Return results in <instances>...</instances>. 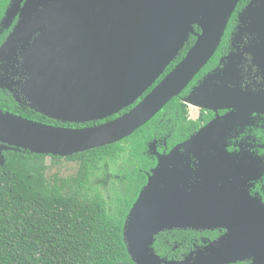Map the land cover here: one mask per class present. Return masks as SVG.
<instances>
[{
	"label": "water",
	"instance_id": "water-1",
	"mask_svg": "<svg viewBox=\"0 0 264 264\" xmlns=\"http://www.w3.org/2000/svg\"><path fill=\"white\" fill-rule=\"evenodd\" d=\"M241 0H11L5 26L20 12L13 33L0 47V61L19 49L26 104L63 122L115 119L84 128L47 124L0 110V161L4 150L68 157L114 144L148 123L179 96L215 55ZM239 33L252 36L246 51L264 82V0H251L239 13ZM196 26L201 31H196ZM186 56L146 95L176 60L190 37ZM234 54L226 58L234 59ZM227 71L208 74L186 102L210 109L235 107L264 114V88L229 85ZM264 85V83H263ZM144 96L139 102V98ZM17 101L21 98L16 96ZM137 102V103H136ZM213 124L168 154L149 176L124 226L136 264H264V216L250 206H229L225 189L199 152L198 182L180 148L212 138ZM197 145V146H198ZM213 146L212 144H207ZM214 145L218 146L217 141ZM188 149V150H187ZM189 178V179H188ZM226 228L229 233L183 260L161 257L153 246L165 230Z\"/></svg>",
	"mask_w": 264,
	"mask_h": 264
},
{
	"label": "trees",
	"instance_id": "trees-1",
	"mask_svg": "<svg viewBox=\"0 0 264 264\" xmlns=\"http://www.w3.org/2000/svg\"><path fill=\"white\" fill-rule=\"evenodd\" d=\"M248 1L242 0L237 10ZM8 2L0 0V31L5 28L2 22ZM236 25L235 12L217 52L183 94L228 50L231 30ZM196 30L200 31V28L196 27ZM196 39L194 35L190 37L167 71L186 56ZM2 42L0 33V44ZM184 107L179 96L167 104L172 113L171 127L176 125L177 118L184 129L190 126L183 120ZM0 110L50 123L47 116L27 104H20L2 88ZM160 117L157 114L119 142L68 157L16 148L4 150L5 162L0 161V264H136L127 249L124 226L141 185L136 189L127 187L116 191L110 201L94 179L103 172L106 163L115 166L123 161L141 163L147 149L146 142L161 131ZM62 159L77 162L78 172L72 176L55 172L48 177L50 167L58 165ZM190 233V230L175 229L160 232L155 236V251L162 257H173L169 255L172 253L167 242Z\"/></svg>",
	"mask_w": 264,
	"mask_h": 264
},
{
	"label": "flooded vegetation",
	"instance_id": "flooded-vegetation-1",
	"mask_svg": "<svg viewBox=\"0 0 264 264\" xmlns=\"http://www.w3.org/2000/svg\"><path fill=\"white\" fill-rule=\"evenodd\" d=\"M250 1L251 0H249L248 3ZM10 3L11 0L8 2L3 18L6 16V11ZM247 4L241 10L236 9L235 11L237 15V25L231 30L228 50L220 57L217 64L202 74L201 78L196 79L194 84L190 86L188 92L179 95L181 101L185 104V115H183V120L190 126L184 129L181 124H178L179 118H177L176 125L171 127L172 113L166 105L158 113V115L161 116L159 119L161 131L146 142L147 149L144 152V156L141 157L142 162L136 163L132 160L124 163L123 161L117 166L106 163L103 166V172L101 174L112 172L109 178L114 179V177H116V179L114 181L103 177L101 178L103 182L100 186L105 187L108 184L109 189H116L117 185L115 183L118 181L123 184V186L120 187V191H123L124 189L126 190L127 187L136 189L141 185L138 193L139 196L142 189L148 185L149 176L159 164V157L168 154L176 146L182 145L191 137L197 135L206 125L212 123V131L214 130L213 137L207 139L198 138L195 140V142L197 141L199 144H203L202 142L205 140V145L200 146L197 144L198 146L196 145L193 148H188L190 149H187L189 152L188 154L185 148L182 147L179 149L184 157L189 156V160L184 163H179L178 166L188 167L193 171V178L187 184L198 182L195 178L198 176V169L201 168L199 158L200 152L209 158V168L212 169L209 173H215L217 177L214 176V178L218 186H223L225 192H227L226 199L228 205L250 206L252 210H259L257 211L259 217L264 216V114L259 112L247 113L237 110L233 106L217 110L214 108L206 109L186 102V98L192 90L212 72H217L218 74L223 71L229 72L231 74L228 81L229 85L238 84L243 90L250 89L251 91H259L261 88H264V82L258 74V68L253 64L251 55L246 51L252 36L245 31L242 32V34L239 33L238 16ZM19 20L20 12L17 13L13 21L6 23L5 28L1 29L0 33L3 42L0 44V47L13 33ZM19 53V49L8 51L5 58L0 61V88L5 89L15 98L16 96L20 97V104H26L21 93V85L26 76L21 64L22 58ZM229 54L235 55L232 61L226 58ZM170 71L166 69L161 78L156 81L144 95L149 93ZM143 97L144 96L139 98L137 102ZM134 105L129 107V109ZM125 112L127 111L123 110L104 120L87 123L63 122L50 117L48 118L50 120L49 124L52 125L68 128H84L115 119ZM216 141L218 146L214 145ZM207 144H212L213 146H208ZM136 169L140 172L136 173ZM214 178L212 177V181ZM254 211L256 212V210ZM175 230H190L191 233L185 235V237L181 236L171 242H167V246L170 248L169 252L172 253L169 255L173 256L168 258L167 255L166 258L169 260H183L187 256L203 250L222 235L229 233V230L226 228L215 230ZM181 249L184 250V252L181 253ZM251 262L252 261L247 260L243 263L251 264Z\"/></svg>",
	"mask_w": 264,
	"mask_h": 264
},
{
	"label": "rangeland",
	"instance_id": "rangeland-1",
	"mask_svg": "<svg viewBox=\"0 0 264 264\" xmlns=\"http://www.w3.org/2000/svg\"><path fill=\"white\" fill-rule=\"evenodd\" d=\"M50 162H51V158L49 157L48 158V163H50ZM78 169H79V164L77 162L68 161L67 159H62L58 165L50 167V169L48 170V177H50L55 172H59L61 176H72V175H75L78 172ZM111 173L112 172H109L107 174L105 173L106 175L105 174H99L94 179L95 180V184H97L101 188V190L104 192L107 200H110V201L112 200V197L114 196V193L116 191L120 192V187L123 186V184L118 182V181L115 183L117 185L116 189H109L108 184L105 187L100 186L102 184V182H103V181H101V178H103V177L107 178L109 180H114L115 181L116 177H114V179L113 178H109V175ZM214 176H215V173L211 172V176L210 177L214 178ZM215 177H217V176H215Z\"/></svg>",
	"mask_w": 264,
	"mask_h": 264
}]
</instances>
